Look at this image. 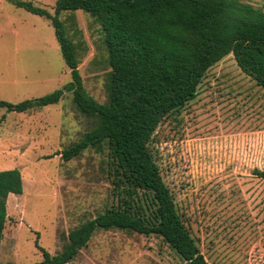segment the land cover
I'll return each mask as SVG.
<instances>
[{"label": "rangeland", "instance_id": "374dc122", "mask_svg": "<svg viewBox=\"0 0 264 264\" xmlns=\"http://www.w3.org/2000/svg\"><path fill=\"white\" fill-rule=\"evenodd\" d=\"M55 14L57 0H25ZM264 9V0H244ZM77 46L86 92L108 101L111 70L105 34L91 14L63 11ZM71 81L51 20L0 0V100L44 96ZM97 124L66 92L28 114L0 106V171L20 169L23 193H10L0 248L2 263L32 264L68 232L113 201L110 156L89 147L62 151ZM151 147L186 226L209 264H264V87L229 54L214 64L197 95L157 127ZM141 195L143 193L141 192ZM67 264H188L156 234L97 229Z\"/></svg>", "mask_w": 264, "mask_h": 264}, {"label": "trees", "instance_id": "16d2710c", "mask_svg": "<svg viewBox=\"0 0 264 264\" xmlns=\"http://www.w3.org/2000/svg\"><path fill=\"white\" fill-rule=\"evenodd\" d=\"M9 1L51 20L71 81L37 98L0 100V106L32 114L72 92L77 108L97 124L62 157L68 161L106 144L117 199L72 228L57 254L36 240L43 258L32 264H67L97 229L156 234L188 264H209L163 179L151 140L162 121L196 97L206 72L229 54L264 87V9L244 0H57L52 14L31 1ZM78 9L95 17L105 34L111 70L104 103L86 92L76 43L60 18L63 11ZM255 173L264 177V169ZM10 193H23L18 168L0 171V248Z\"/></svg>", "mask_w": 264, "mask_h": 264}]
</instances>
